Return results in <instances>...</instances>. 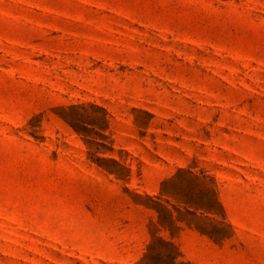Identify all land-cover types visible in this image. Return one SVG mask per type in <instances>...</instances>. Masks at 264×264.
Masks as SVG:
<instances>
[{"label":"rangeland","instance_id":"obj_1","mask_svg":"<svg viewBox=\"0 0 264 264\" xmlns=\"http://www.w3.org/2000/svg\"><path fill=\"white\" fill-rule=\"evenodd\" d=\"M0 264H264V0H0Z\"/></svg>","mask_w":264,"mask_h":264}]
</instances>
